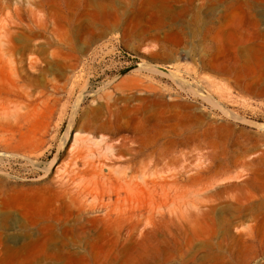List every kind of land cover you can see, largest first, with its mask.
<instances>
[{
  "label": "rangeland",
  "instance_id": "obj_1",
  "mask_svg": "<svg viewBox=\"0 0 264 264\" xmlns=\"http://www.w3.org/2000/svg\"><path fill=\"white\" fill-rule=\"evenodd\" d=\"M263 89L264 0H0V264H264Z\"/></svg>",
  "mask_w": 264,
  "mask_h": 264
},
{
  "label": "water",
  "instance_id": "obj_2",
  "mask_svg": "<svg viewBox=\"0 0 264 264\" xmlns=\"http://www.w3.org/2000/svg\"><path fill=\"white\" fill-rule=\"evenodd\" d=\"M138 67H139V65L136 64V65H133V66H130V67H127V68L123 69L122 71H120V72L116 75L115 79L120 78V77H123V76L129 74L130 72H132V71L138 69ZM156 69H158L159 71H162V72H164V73L170 74V72H169L168 70L163 69V68H161V67L156 66Z\"/></svg>",
  "mask_w": 264,
  "mask_h": 264
},
{
  "label": "bare ground",
  "instance_id": "obj_3",
  "mask_svg": "<svg viewBox=\"0 0 264 264\" xmlns=\"http://www.w3.org/2000/svg\"><path fill=\"white\" fill-rule=\"evenodd\" d=\"M26 49V48H25ZM29 49V48H28ZM24 52V51H23ZM11 88V87H10ZM264 90V89H263ZM38 97V96H37ZM41 97V96H40Z\"/></svg>",
  "mask_w": 264,
  "mask_h": 264
}]
</instances>
